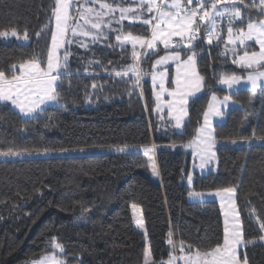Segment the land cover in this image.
Returning <instances> with one entry per match:
<instances>
[{"label":"trees","instance_id":"obj_1","mask_svg":"<svg viewBox=\"0 0 264 264\" xmlns=\"http://www.w3.org/2000/svg\"><path fill=\"white\" fill-rule=\"evenodd\" d=\"M115 3L131 4L125 0ZM53 7L54 0H0V30L18 26L30 36L28 43L0 38V69L7 72L11 64L33 55L46 58L50 29L54 28ZM242 10L253 19L261 18L255 9ZM123 23L125 32L150 35L147 26ZM45 25L49 30L37 37ZM244 26L235 24L236 28ZM112 27L119 26L113 22ZM117 34L105 29L107 39L101 36L96 43L79 38L88 48L76 42L66 46L72 53L70 70L78 74L64 78L59 104L44 107L35 118H26L10 103L0 102V151L155 144L159 180L150 177L147 157L139 150L0 160V264H28L38 259L52 237L64 246L68 264H143L146 239L136 225L133 204L141 207L154 260H167L170 228L177 243L183 240L207 249L223 240L222 209L217 200L189 201L191 190L238 186L236 204L244 238L264 235L257 217L249 215L255 209L264 222V141L243 139L253 131L257 137L264 136V93L249 94L241 107L230 108L226 120L215 125L216 169L192 172L193 153L186 145L203 123L202 113L212 93L229 94L218 83L220 74L246 76L247 71L231 63V52L226 58L220 55L223 41L216 47L215 42L209 46L201 39L194 51L201 53L198 69L206 89L190 100L189 117L178 130L167 111H154L150 76L142 81V96L141 89L133 88L131 74L114 76L113 69L132 62L131 46L122 50L115 40ZM222 35L226 39V23ZM250 43L249 51L259 50ZM162 49L159 55L165 53ZM159 55L143 60L142 69L151 72ZM93 83L99 87L94 89ZM233 139L238 144L228 143ZM192 173L189 185L187 176ZM245 253L249 264H264V241L241 248V259Z\"/></svg>","mask_w":264,"mask_h":264},{"label":"snow or ice","instance_id":"obj_2","mask_svg":"<svg viewBox=\"0 0 264 264\" xmlns=\"http://www.w3.org/2000/svg\"><path fill=\"white\" fill-rule=\"evenodd\" d=\"M125 2H130L135 7H121L115 4V0L113 3L106 0H54L52 8L54 28L50 29V45L47 47L46 58L41 59L33 55L11 64L7 72L0 69V102L5 106L10 103L23 116L31 118H35L36 113L43 112V106L50 102L59 104L63 99L59 89L64 87V78L78 74L70 70L69 59L72 53L66 46L76 42L80 47L88 48L89 44L79 38H90L92 43H96L101 36L107 39L105 29L118 33L115 40L122 50H127L128 45L131 46L132 62L120 70L113 69L114 76L123 78L131 74L133 88L141 89V96L142 81L146 76H150L153 89H159L154 91L157 101L154 111L161 113L166 106L167 115L175 121L174 127L177 129L183 128L186 118L189 117L190 100L206 89L205 77L198 69V57L201 53L194 51L200 46L201 39L206 40L209 46L215 42L216 47L223 41L224 51L220 55L226 58V54L231 52L233 55L231 63L247 71L246 77L222 73L218 83L226 85L231 90L243 81L250 86L248 90L253 96L258 89L264 93V0H259L258 3L251 0L250 4H246L245 0H125ZM242 9H255L261 18L253 19L250 15L246 16ZM116 12H119L118 18L115 17ZM105 17H108L107 21ZM124 21H128L130 26L137 23L147 26L150 35L125 32ZM113 22L119 27L113 28ZM237 22L245 26L236 28ZM225 23L226 39L222 35ZM46 30H49V25L43 26L36 36L39 37ZM21 31L22 36L18 35ZM13 37L25 42L30 40L27 29L21 30L18 26L10 25L0 30V38ZM73 38L77 39L74 41ZM250 42L258 45L259 50L249 51L252 46ZM160 45L163 46L164 55H159ZM182 52L186 59L182 57ZM152 55H159V58L151 65L152 71L145 72L141 63ZM170 61L175 63L174 78L169 76L168 68L165 67ZM94 62L98 63L89 61ZM158 68L163 70L157 71ZM166 82L172 83L174 87L167 88ZM92 87L95 89L99 86L93 83ZM165 93L171 99L163 100ZM230 103H235L231 95H225L220 99L213 92L207 108L202 113L203 123L196 129L194 139L186 145L194 146L193 156L200 160L199 166L202 169L217 160L218 142L214 135L213 118L223 119V109ZM163 119L161 116V120ZM243 139L245 142H251L253 139L264 141V136L257 137L253 131L251 137ZM228 143L236 144L238 141L233 139ZM143 148L152 162L153 175H158L152 156L156 145H145ZM47 151L49 150L44 149L45 153ZM25 154L32 155L31 152L11 149L0 151V156L5 157H19ZM187 180L191 185L193 180L191 174H188ZM237 188L238 186H229L207 193L220 198L224 215L222 242L202 250L183 240L177 243L170 228L166 240L169 247L167 260L152 259L149 245L144 250L143 264H177L178 261L181 264H249L246 253L241 259L239 249L242 245L245 247L254 245L257 241L244 238L240 212L236 204ZM188 195L202 197L205 193L190 191ZM132 208L135 212L138 206L133 204ZM249 215L257 217L259 228L264 231V222L259 221L256 210L252 209ZM136 225L144 229L145 235L147 234L142 216L136 217ZM258 239L264 241V235ZM66 255L64 246L52 237L47 250L38 259L30 260L28 264H68Z\"/></svg>","mask_w":264,"mask_h":264},{"label":"rangeland","instance_id":"obj_3","mask_svg":"<svg viewBox=\"0 0 264 264\" xmlns=\"http://www.w3.org/2000/svg\"><path fill=\"white\" fill-rule=\"evenodd\" d=\"M121 7H135V5L133 4H130V5H123V4H119V3H115ZM91 6V5H90ZM115 6V5H114ZM98 7V5H97ZM115 17L118 18L119 17V12H116L115 13ZM106 19V17H105ZM18 35H21L20 33H18ZM4 40H7V41H17L19 43H28L29 41L25 42L23 41L22 39H17V38H3ZM63 51V50H62ZM247 76V75H246ZM246 76H241V77H246ZM237 87H240V90L241 92H238L241 94H243L246 98L249 96V94H252L248 89H249V85L245 84L243 81L242 83L237 86ZM259 90V89H258ZM257 90V91H258ZM163 99V97H162ZM164 100V99H163ZM55 102H50L49 104L43 106V107H47V106H51V105H54ZM164 109H167V107L165 106ZM18 110V109H17ZM19 111V110H18ZM37 115V113L35 114ZM26 117V116H24ZM26 118H30V117H26ZM238 144V143H236ZM150 146V145H149ZM161 147V146H159ZM119 149H124L123 151H120ZM133 151V150H139V151H142L144 152V148L143 146H128V147H98V148H88V149H83L81 151V149H67V151H61V149H54V150H49L47 151L46 153L44 151H41V152H31L32 155H22V156H19V157H5V156H0V160H8V159H23V158H30V157H59V156H71V155H86V154H103V153H118V152H122V153H126V152H129V151ZM145 154V152H144ZM146 155V154H145ZM152 156L154 157V161H155V165H156V168L158 170V166H157V161H156V154H155V150L154 152L152 153ZM147 157V161H148V165H149V169H150V177L155 180V181H158L159 180V174L158 175H153V172H152V167H151V161L149 160L148 158V155H146ZM159 173V171H158ZM193 177V176H192ZM193 181V180H192ZM189 184V183H188ZM190 185V184H189ZM191 191H194V190H191ZM196 192H202V191H196ZM209 192H214V191H203V193H205L204 196L202 197H196V196H189L188 195V200L189 201H192V202H203V201H207V200H217L220 204V198L217 197V196H210V195H207V193ZM138 206V205H137ZM221 206V205H220ZM238 209V208H237ZM134 212V210H133ZM135 216H142V210H141V207L138 206V209L134 212ZM145 225V224H144ZM146 229V228H145ZM142 230L144 233V229H140ZM259 238V237H258ZM258 238H255V240L257 242H260V240ZM145 239H146V247L149 246V241H148V236L147 234L145 235ZM245 247L244 245H242L240 248H243ZM152 252V251H151ZM152 259H153V255H152Z\"/></svg>","mask_w":264,"mask_h":264},{"label":"crops","instance_id":"obj_4","mask_svg":"<svg viewBox=\"0 0 264 264\" xmlns=\"http://www.w3.org/2000/svg\"><path fill=\"white\" fill-rule=\"evenodd\" d=\"M160 48H163L162 45H160ZM165 54V53H164ZM163 54V55H164ZM182 57L186 59V56H184L182 53H181ZM159 58V57H158ZM157 58V59H158ZM165 67L168 68V73H169V76L174 78L175 76V71H176V68H175V63L174 62H169L168 65H166ZM157 71H162L163 68H158L156 69ZM222 87H224L225 89H227L229 91V94L228 95H231L232 96V100L235 101V103H230L229 106L226 108V109H223L224 111V117L223 119H220V118H213V126H214V129H215V125L217 123H222L226 120V117H227V112L230 108H235V107H241L244 103V101L247 99L243 94L240 95V93L238 92H241L240 90V87H236L234 89H228V87L226 85H223V84H220ZM165 86L169 89H171L172 87H174V85L170 82H166ZM159 89H155L154 91H158ZM203 92V91H202ZM201 92V93H202ZM201 93H198V95H200ZM218 98L220 99H223L224 96H217ZM156 99V98H155ZM163 99L164 100H168V99H171L167 93H165L163 95ZM156 104H157V101H156ZM188 108H189V105H188ZM164 111H167V109H164ZM163 111V112H164ZM162 113V112H161ZM188 118H186V121H187ZM174 121V120H173ZM175 123V121H174ZM182 128L178 129V130H181ZM214 135H215V132H214ZM187 149H190L193 153L194 151V146L193 147H186ZM200 160L197 158V157H194L193 156V161H192V172L197 170L199 171L200 173H206L210 170H215L216 169V166H217V160L216 161H213L212 163L206 165L203 169L200 168ZM193 176V173L191 174ZM222 215H223V211H222ZM223 222H224V215H223ZM241 250V248L239 249V251ZM177 264H181V262H177Z\"/></svg>","mask_w":264,"mask_h":264}]
</instances>
